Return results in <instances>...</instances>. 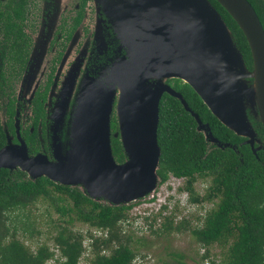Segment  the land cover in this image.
<instances>
[{
  "label": "water",
  "instance_id": "95a60500",
  "mask_svg": "<svg viewBox=\"0 0 264 264\" xmlns=\"http://www.w3.org/2000/svg\"><path fill=\"white\" fill-rule=\"evenodd\" d=\"M107 1L104 8L114 11L112 26L126 53L111 73L118 91L113 136L120 140L125 161H115L110 143V115L117 93L114 88L110 92L90 85L81 88L66 127L55 117L54 161L42 154L29 157L22 141L16 146L7 142L0 149V169L20 170L31 180L45 177L110 206H129L151 197L160 181L157 128L164 94L181 102L206 141L230 147L222 146L182 95L166 84L171 79L189 85L254 154L262 149L252 123L260 122L264 128V29L247 0L215 1L242 32L251 70L208 0Z\"/></svg>",
  "mask_w": 264,
  "mask_h": 264
},
{
  "label": "trees",
  "instance_id": "16d2710c",
  "mask_svg": "<svg viewBox=\"0 0 264 264\" xmlns=\"http://www.w3.org/2000/svg\"><path fill=\"white\" fill-rule=\"evenodd\" d=\"M208 1L221 15L247 69L251 70V54L242 32L215 0ZM247 1L264 29V0ZM21 9L22 3L16 2L15 17L20 16ZM13 28V23L7 24L6 32L16 38ZM15 50V46H11L9 55ZM167 84L182 95L191 111L208 125L213 137L222 146L230 147L210 144L197 131L196 120L181 102L168 94L162 96L157 128L159 182H164L169 174L186 178L185 189L190 201L211 207L203 218L196 217V226H192L191 221L174 224L166 220L151 235L159 237L188 231L196 243L205 248L201 260H208L210 248H219L221 260L219 263L210 260L211 264H264V128L260 122L252 123L262 144V149L254 154L249 145L243 144L244 138L213 116L189 85L178 79L169 80ZM2 90L0 84V96ZM111 125L117 130L115 121ZM4 145L5 134L0 124V149ZM112 154L118 164L125 161L119 138H112ZM199 181L205 183L203 195L195 189ZM38 206L43 207L42 214L47 218L44 222L51 228V241L64 258L63 261L56 259L54 264H79L83 247L81 235L73 229L75 224L109 231L107 240L92 244L89 264H135L139 250L133 244H143L146 238L134 240L132 235L121 234L119 227L132 204H101L77 188L62 186L45 177L31 180L20 170L7 169H0V264H47L54 257L46 241H32L42 235V219L31 216ZM27 241L36 244L34 251L26 245ZM105 250L107 253L103 254Z\"/></svg>",
  "mask_w": 264,
  "mask_h": 264
},
{
  "label": "flooded vegetation",
  "instance_id": "af4514ba",
  "mask_svg": "<svg viewBox=\"0 0 264 264\" xmlns=\"http://www.w3.org/2000/svg\"><path fill=\"white\" fill-rule=\"evenodd\" d=\"M16 2L22 3L18 17L13 14ZM107 2L0 0V124L5 145L22 141L29 157L42 154L54 161L55 117L66 127L81 88L93 85L117 93L110 115L112 149L118 91L111 73L126 53L112 26L114 11L104 8ZM9 23L16 38L6 32ZM11 46L16 50L9 55Z\"/></svg>",
  "mask_w": 264,
  "mask_h": 264
},
{
  "label": "built area",
  "instance_id": "2783aa9c",
  "mask_svg": "<svg viewBox=\"0 0 264 264\" xmlns=\"http://www.w3.org/2000/svg\"><path fill=\"white\" fill-rule=\"evenodd\" d=\"M186 178H177L169 174L167 179L157 185L151 197L132 203L128 211V216L125 220L119 223L121 234L132 235L134 237L145 238L162 227L166 220L172 221L174 224H179L183 221H192L194 217L205 216L206 210L200 212L202 207L190 201L189 192L185 189ZM131 205V204H130ZM81 235V243L83 252L80 262L89 264L92 258V244L96 241L107 240L109 231L102 228L85 226L79 230ZM54 253L47 264H54L56 259L63 261L57 247L50 248ZM106 250L103 254H106ZM149 257L137 256L134 260L135 264H147ZM206 264H209L206 261Z\"/></svg>",
  "mask_w": 264,
  "mask_h": 264
},
{
  "label": "rangeland",
  "instance_id": "374dc122",
  "mask_svg": "<svg viewBox=\"0 0 264 264\" xmlns=\"http://www.w3.org/2000/svg\"><path fill=\"white\" fill-rule=\"evenodd\" d=\"M54 138V137H53ZM52 157L53 151H52ZM205 188V183L197 182L195 184V189L200 195H203ZM199 207H202L200 212L208 210L211 205L204 203L200 204ZM43 207L38 206V210H34L31 214L32 217L37 218L38 220L42 219V225L40 227L42 231V235L38 238H34L32 241L35 243L45 242L49 248H54V244L51 241L52 235H49L51 232V228L48 226L47 218L42 214ZM56 216H53V219L56 220ZM37 220V222H38ZM192 226L197 225V220L194 217L192 221ZM86 225L75 224L73 227L74 231H79L83 229ZM139 237H134L135 240ZM145 241L143 244H133L134 247L138 248L139 256H147L149 260L147 264H206L208 261L209 264L210 260H213L215 263H219L221 260L220 251L217 247H212L209 249L210 256L208 260H201V257L205 253V248L199 246L196 241L192 238L188 231H184L181 233H172V234H162L159 237L155 235H150L145 237ZM27 246L31 247V250L34 251L36 244H32L29 241L26 242ZM80 264H86L85 262H80Z\"/></svg>",
  "mask_w": 264,
  "mask_h": 264
}]
</instances>
